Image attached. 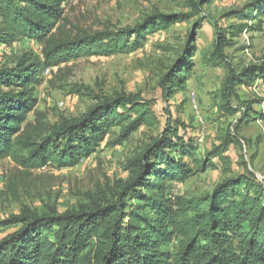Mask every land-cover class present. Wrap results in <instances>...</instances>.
I'll list each match as a JSON object with an SVG mask.
<instances>
[{
    "label": "trees",
    "instance_id": "1",
    "mask_svg": "<svg viewBox=\"0 0 264 264\" xmlns=\"http://www.w3.org/2000/svg\"><path fill=\"white\" fill-rule=\"evenodd\" d=\"M66 1L0 0V44L11 47L28 38L44 45L43 58L26 53L14 66H0V160L9 157L27 169L76 166L96 153L117 128L114 145L129 140L141 126L155 123L150 103L120 94L99 101L78 118L63 117L52 125L37 109L35 91L43 71L80 57L133 52L149 35L189 16L157 11L134 27L80 29L73 34L64 30ZM248 6L252 17L264 22V2ZM193 9L200 14L197 4ZM234 15L244 16L238 11ZM197 51L192 44L163 77L173 86L172 93L187 82ZM257 81L264 84V62L232 74L220 90L221 110L236 115L229 93ZM73 92L80 90L73 87ZM255 101L245 105L247 115L255 112ZM258 101L264 104V98ZM252 117L264 121L262 112ZM181 126L184 122L168 120L164 131L128 160L129 177L119 182L116 202L94 200L60 214L55 208L42 216L15 218L23 224L0 240V264H264V183L253 173L231 172L209 193L167 195L169 182H184L206 171L214 166L209 159L229 163L224 155L228 142L199 159L196 146L180 134ZM185 157L193 159L194 166ZM129 197L141 203L130 209ZM176 239L174 254L163 249Z\"/></svg>",
    "mask_w": 264,
    "mask_h": 264
},
{
    "label": "rangeland",
    "instance_id": "2",
    "mask_svg": "<svg viewBox=\"0 0 264 264\" xmlns=\"http://www.w3.org/2000/svg\"><path fill=\"white\" fill-rule=\"evenodd\" d=\"M258 2L264 0L66 1L64 30L73 34L80 29L113 31L134 27L157 11L189 16L149 35L143 46L133 52L80 57L43 71L35 91L37 109L46 113L52 125L63 117L78 118L92 105L120 94L137 95L150 103L155 123L141 126L129 140L114 145L117 128L96 153L72 167L27 169L12 158L1 159L0 240L21 228L23 223L14 221L20 216H42L55 208L60 214L93 204L94 200L116 202L119 182L129 177L128 160L159 136L168 120L174 124L184 122L180 134L196 146L197 158L204 159L207 151L225 142L228 148L224 155L229 158L228 164L211 158L214 166L206 171L184 182H169V197L209 193L231 172H251L264 182V121L252 117L264 113V104L258 101L264 98V84L257 81L250 87L237 86L234 93H229L228 102L237 110L236 115L219 107L223 104V83L242 68L264 62V22L254 19L248 9V4ZM194 3L200 7L199 15L193 9ZM236 11L244 16L234 15ZM192 44L198 50L193 57L195 65L184 87L172 93L173 86L163 77ZM43 46L28 38L11 47L0 45V66H14L26 53L43 58ZM73 87L80 93L73 92ZM253 101L255 112L250 116L245 105ZM34 117L31 113L29 120ZM172 154L179 157L177 152ZM184 161L195 164L189 157ZM126 202L130 209L141 203L132 197ZM177 247L176 239L163 249L174 254Z\"/></svg>",
    "mask_w": 264,
    "mask_h": 264
},
{
    "label": "crops",
    "instance_id": "3",
    "mask_svg": "<svg viewBox=\"0 0 264 264\" xmlns=\"http://www.w3.org/2000/svg\"><path fill=\"white\" fill-rule=\"evenodd\" d=\"M2 46V44H0Z\"/></svg>",
    "mask_w": 264,
    "mask_h": 264
},
{
    "label": "built area",
    "instance_id": "4",
    "mask_svg": "<svg viewBox=\"0 0 264 264\" xmlns=\"http://www.w3.org/2000/svg\"><path fill=\"white\" fill-rule=\"evenodd\" d=\"M264 183V182H263Z\"/></svg>",
    "mask_w": 264,
    "mask_h": 264
}]
</instances>
